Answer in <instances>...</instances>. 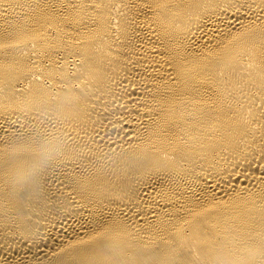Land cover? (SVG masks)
Returning <instances> with one entry per match:
<instances>
[{"label": "bare ground", "instance_id": "1", "mask_svg": "<svg viewBox=\"0 0 264 264\" xmlns=\"http://www.w3.org/2000/svg\"><path fill=\"white\" fill-rule=\"evenodd\" d=\"M0 264H264V0H0Z\"/></svg>", "mask_w": 264, "mask_h": 264}]
</instances>
